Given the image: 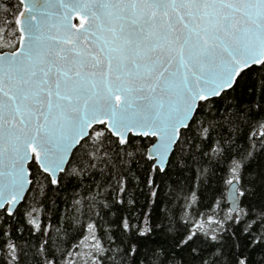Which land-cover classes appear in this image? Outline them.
Wrapping results in <instances>:
<instances>
[{
  "label": "snow or ice",
  "instance_id": "6c2138e0",
  "mask_svg": "<svg viewBox=\"0 0 264 264\" xmlns=\"http://www.w3.org/2000/svg\"><path fill=\"white\" fill-rule=\"evenodd\" d=\"M0 10V264H264V0Z\"/></svg>",
  "mask_w": 264,
  "mask_h": 264
},
{
  "label": "trees",
  "instance_id": "16d2710c",
  "mask_svg": "<svg viewBox=\"0 0 264 264\" xmlns=\"http://www.w3.org/2000/svg\"><path fill=\"white\" fill-rule=\"evenodd\" d=\"M0 15H2V10H0ZM80 264H83V260L81 259Z\"/></svg>",
  "mask_w": 264,
  "mask_h": 264
}]
</instances>
